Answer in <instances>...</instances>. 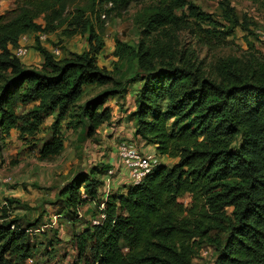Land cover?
Listing matches in <instances>:
<instances>
[{
  "label": "trees",
  "instance_id": "obj_1",
  "mask_svg": "<svg viewBox=\"0 0 264 264\" xmlns=\"http://www.w3.org/2000/svg\"><path fill=\"white\" fill-rule=\"evenodd\" d=\"M76 1L16 0L0 16V141L13 130L36 136L54 116L39 158L57 157L66 133L81 129L94 137L111 125L113 109L105 104L139 83L130 114L134 138L174 163L160 162L142 183L112 190L106 201L111 166L76 172L56 195L60 218L66 214L80 226L83 207L94 205L96 213L75 238L72 264H193L207 244L218 251L215 264H264V58L251 52L206 67L192 47L181 51L182 32L195 38L198 30L214 32L200 24L218 25L190 0H96L119 15L133 3L154 1L139 24L137 46L117 41L113 56L136 73L121 84L98 64L104 44L92 21L82 10L69 14ZM220 6L230 24L219 34L224 41L243 23L226 0ZM60 24L69 37L88 34L89 50L58 58L37 44L40 69L15 56L23 36L50 34ZM89 88L103 91L77 107ZM186 195L189 206L181 201ZM2 213L0 264H26L36 253L29 230L38 222H4L10 215Z\"/></svg>",
  "mask_w": 264,
  "mask_h": 264
},
{
  "label": "rangeland",
  "instance_id": "obj_2",
  "mask_svg": "<svg viewBox=\"0 0 264 264\" xmlns=\"http://www.w3.org/2000/svg\"><path fill=\"white\" fill-rule=\"evenodd\" d=\"M15 1L0 0V16L14 10L16 8ZM190 1L194 2L218 25L200 24V28L212 29L214 32L208 34L198 30V35L195 38L187 32H182L180 34L181 51L192 47L199 60L205 62L206 67L215 64L221 58H247L251 52L262 59L264 58V44L254 36L256 30H264V0H226L231 8H234L243 24L235 29L233 36L224 41L219 34L225 32L230 24L222 19L223 10L220 3L223 0ZM153 5L154 1L133 3L120 15L116 12H105L111 7H102L96 0H78L69 8V14H76L78 10H82L85 12V17L92 21L104 44L98 64L101 68L113 73L121 84L135 79L136 73L129 74L131 70L129 63H121L113 56L117 41L136 47L141 38L139 24L142 22L145 12ZM98 12L101 14L100 18H98L100 15ZM37 22L44 24L43 18L38 19ZM65 29L66 25L60 24L55 32L42 35V39L38 34L25 35L26 39L22 41L21 45L29 49V53L23 59H27L26 66L35 69L41 68L43 58L34 49L37 44L51 52L59 48L62 58L70 53L83 54L89 50L88 34L78 33L69 37L64 35ZM140 86L139 83H132L123 99H110L105 104V106L113 108V117L116 118L113 124L116 129L120 127V122L123 120L120 119L122 111L127 106L129 110L136 104L135 92L139 90ZM101 91L103 88H89L82 100L77 103V107ZM32 109L33 105L31 104L23 112H29ZM130 114L126 116L125 130L134 127ZM53 122L54 116L47 119L36 136L23 135L20 131L13 130L10 137L5 141H0V204L7 203L9 198L14 201L13 204L7 203L0 208V216L6 210L10 218L4 222L25 219L30 222H38V227L46 226L44 232L29 234L30 242L35 247L36 253L26 264H72L77 259L78 249L75 238L80 234L82 226H86L88 222L92 221L96 209L94 205L83 207L80 216L82 224L75 225L66 214L60 218L59 213L61 212H58V206L55 204L56 195L76 172L91 171L99 166H110L108 159L113 157L119 142L130 141L124 134L116 136L119 134L116 131L109 136L104 133L103 129L94 137H89L81 129L72 130L68 132V135H65L63 152L57 157L41 161L39 149L42 147V140L47 138L52 130ZM161 162L171 166L174 160L162 157ZM37 186L43 190H52V195L47 199H42L38 196ZM181 201L189 206L190 195H186ZM2 223L3 221H0V224ZM214 235L215 233L212 234V236ZM217 255V249L207 244L194 259L193 264H215Z\"/></svg>",
  "mask_w": 264,
  "mask_h": 264
},
{
  "label": "built area",
  "instance_id": "obj_3",
  "mask_svg": "<svg viewBox=\"0 0 264 264\" xmlns=\"http://www.w3.org/2000/svg\"><path fill=\"white\" fill-rule=\"evenodd\" d=\"M256 34L260 42L264 44V30H256ZM41 39H42V35ZM26 39V36H23L20 41V46L15 49L13 52L15 56L19 59H23L29 53V49L21 45L22 41ZM53 54L60 58L62 52L59 48L53 51ZM118 154V163L120 168H124L127 173L130 185H137L144 181V179L153 171V169L161 162L159 156L156 152L152 153H143L133 147L128 141H121L118 144L117 148ZM117 167H112L104 180L103 193L106 201L107 196L113 190V179L117 174ZM0 190H1V179H0ZM105 201L100 205V211H103L105 208ZM7 203L0 204L2 208ZM81 216V210L79 212V217ZM100 218H105L104 214H100ZM99 223V219L93 220V224ZM46 226H40L36 229L29 230V233H39L44 232Z\"/></svg>",
  "mask_w": 264,
  "mask_h": 264
},
{
  "label": "crops",
  "instance_id": "obj_4",
  "mask_svg": "<svg viewBox=\"0 0 264 264\" xmlns=\"http://www.w3.org/2000/svg\"><path fill=\"white\" fill-rule=\"evenodd\" d=\"M24 59V58H23ZM22 60V62L26 65V60ZM128 106L127 108L122 111L121 113V117L120 119H123L121 122H120V127H118L117 129L115 128V117H113V120H112V124L111 125H104L102 126L98 132H102V130L104 129V133H107L109 134V136H111L112 134H114V131L116 132H119V134H117L116 136H120V134H124L128 139H130V144L135 147L136 149H138L139 151L143 152V153H152V152H155V148L152 147V146H146L143 142L139 141L138 139H135L134 138V127H132L130 130H125V125H126V116L127 114H130L132 113L133 111H135V105L133 107H131L129 110H128ZM113 109V108H112ZM126 110H128L126 112ZM66 135H68V133H66ZM118 148V147H117ZM108 163L111 167H117L118 169V172L117 174L115 175L114 179H113V190L114 191H125L126 190V187L130 185L129 183V179L127 177V173H126V170L124 168H120V165L118 163V154H117V150H115V153L113 154V157L109 158L108 159ZM53 172V171H52ZM52 175V173H51ZM48 189V188H47ZM52 193V190H39L38 189V196L41 197L42 199L43 198H48ZM11 196H14L13 194H11ZM47 211V210H46Z\"/></svg>",
  "mask_w": 264,
  "mask_h": 264
}]
</instances>
